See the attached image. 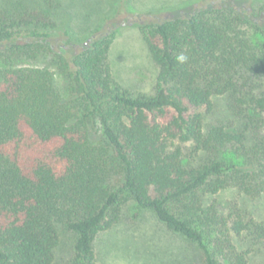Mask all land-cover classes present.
Listing matches in <instances>:
<instances>
[{"label": "trees", "instance_id": "16d2710c", "mask_svg": "<svg viewBox=\"0 0 264 264\" xmlns=\"http://www.w3.org/2000/svg\"><path fill=\"white\" fill-rule=\"evenodd\" d=\"M201 1L138 15L159 67L151 97L113 77L116 23L75 38L39 7L0 10V264H101L95 241L128 201L196 243L201 264H264V220L217 198L264 194V0ZM224 96L230 117L207 126Z\"/></svg>", "mask_w": 264, "mask_h": 264}, {"label": "rangeland", "instance_id": "374dc122", "mask_svg": "<svg viewBox=\"0 0 264 264\" xmlns=\"http://www.w3.org/2000/svg\"><path fill=\"white\" fill-rule=\"evenodd\" d=\"M201 0H0V10L10 11L19 5L39 7L50 12L63 29L70 28L76 38L88 28L116 23L117 34L109 52L113 77L133 95L151 97L156 93L159 67L138 26V15L148 12L162 17H174L201 4ZM227 97L215 99V108L206 115L211 126L230 117ZM221 209L231 203L264 220V194L249 197L228 189L217 196ZM73 237L62 234L57 250L59 259L73 252ZM236 243L238 241L236 240ZM239 244V243H238ZM241 245V244H239ZM250 244L244 243L243 248ZM95 251L101 264H201L203 253L196 243L172 232L151 210L137 214L136 203L128 201L120 221L110 230L100 233ZM257 261L264 262V243L256 248Z\"/></svg>", "mask_w": 264, "mask_h": 264}, {"label": "clouds", "instance_id": "9594fccd", "mask_svg": "<svg viewBox=\"0 0 264 264\" xmlns=\"http://www.w3.org/2000/svg\"><path fill=\"white\" fill-rule=\"evenodd\" d=\"M186 59H187V57L186 56H183V55L179 57V60L181 62H184Z\"/></svg>", "mask_w": 264, "mask_h": 264}]
</instances>
